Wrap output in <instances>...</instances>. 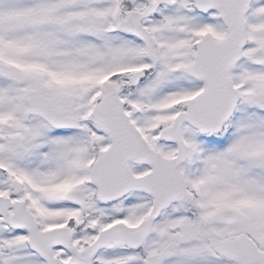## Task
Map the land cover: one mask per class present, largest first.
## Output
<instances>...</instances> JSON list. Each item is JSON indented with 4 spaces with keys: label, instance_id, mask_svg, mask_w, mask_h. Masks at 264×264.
<instances>
[{
    "label": "snow or ice",
    "instance_id": "6c2138e0",
    "mask_svg": "<svg viewBox=\"0 0 264 264\" xmlns=\"http://www.w3.org/2000/svg\"><path fill=\"white\" fill-rule=\"evenodd\" d=\"M0 264H264V0H0Z\"/></svg>",
    "mask_w": 264,
    "mask_h": 264
}]
</instances>
